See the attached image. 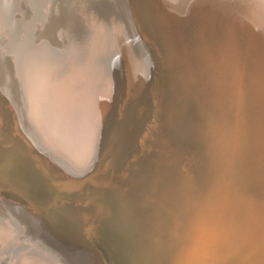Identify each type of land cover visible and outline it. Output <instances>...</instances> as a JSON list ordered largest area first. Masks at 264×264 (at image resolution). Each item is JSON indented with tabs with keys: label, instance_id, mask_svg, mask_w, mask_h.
I'll return each mask as SVG.
<instances>
[{
	"label": "bare ground",
	"instance_id": "6f19581e",
	"mask_svg": "<svg viewBox=\"0 0 264 264\" xmlns=\"http://www.w3.org/2000/svg\"><path fill=\"white\" fill-rule=\"evenodd\" d=\"M147 4L161 20V46L143 31L135 0H0V129L10 136L0 160L31 156L16 185L52 197L38 222L32 198L0 193V264H264V208L250 204L240 181L249 169L246 89L264 106V0ZM172 69L212 158L209 192L169 221L161 210L162 220L144 213L130 244L120 200L137 172L167 169L184 188L195 180L191 150L169 127L180 118L164 98ZM27 135L80 180L45 174Z\"/></svg>",
	"mask_w": 264,
	"mask_h": 264
},
{
	"label": "water",
	"instance_id": "95a60500",
	"mask_svg": "<svg viewBox=\"0 0 264 264\" xmlns=\"http://www.w3.org/2000/svg\"><path fill=\"white\" fill-rule=\"evenodd\" d=\"M149 5L147 4V0H135V7L136 9V15L137 19L139 20L140 25H142L143 31L150 36L154 37L161 46V35L159 29L162 27L161 20L158 19V15L156 14V11L154 7H152V10L149 9ZM166 43H168V37L166 35ZM160 40V41H159ZM166 47V46H165ZM179 68V67H178ZM179 85L181 84V78H179ZM13 83L11 81H7L6 83V89L8 91V97L9 93L14 92V89H11V85ZM170 86V79L168 74V80H167V87L166 89H169ZM165 88V87H164ZM5 92H4V86L0 85V112L1 108L3 107L1 103L5 100ZM166 90H165V97L166 100L169 96H167ZM13 97V96H12ZM171 98V97H170ZM9 101L12 102V105H14V102L10 99ZM166 102V101H165ZM172 103L175 105V101L172 98ZM196 112V111H195ZM174 118L172 119V123H170V131L173 134V136L176 138V140H180L181 138L177 136L175 128L173 125H175ZM19 121L17 120L16 127H18ZM18 129V128H17ZM200 135V134H199ZM10 139V136L7 133L2 132L0 129V141L1 139ZM25 142H27L31 146V152L32 156L34 158V162L38 164V162L42 161L44 164H46L47 171L41 170V175L43 176L44 172L47 174H51L52 177L55 179H59L62 177L59 176H65L63 178H72L74 180H80V177L83 176V174L76 172L77 170L71 166L70 164H65L64 161L60 158V155L55 154L52 150H49L46 146H44L43 142L38 141V144L36 145L31 136H26ZM178 140V142H179ZM0 144L4 146L10 145V142L6 143L5 141L0 142ZM6 144V145H5ZM194 144L196 143L192 142V145H190L191 149V156L194 157L193 154V148ZM24 158H31V156L26 155L24 153L20 154H11L4 160H0V177L4 178V185L7 189L10 190L14 195H22L27 196L28 195H36L37 199H42V192L36 187L32 185V187L28 190H22L20 187L16 185L15 178L22 175L24 171V165H25V159ZM24 160V161H23ZM63 162V163H62ZM40 166V165H39ZM63 167L66 172L58 170L57 167ZM41 167V166H40ZM61 167V168H62ZM150 167H155L152 165L144 166L142 170L136 173L135 180H134V189L129 193L132 194L129 198L126 196L125 200H120V213H121V224L125 228L123 230L126 232V238L127 243L132 244V238L135 235L136 229L140 227L141 225V218L146 214V212L151 213L152 216H154L157 220H162L161 217V210L165 217L168 216L167 220L169 221V217L171 218V212L176 210L180 213L182 211H185L184 208H190V203L194 202L193 199H191V194L195 191L194 189V179L192 176L191 184L184 188L182 185L178 184L176 181V178L172 176L170 173L167 175V183H165L166 188L164 190L159 189V185L161 181H158L156 178L157 176H154L150 173L148 177L145 178L144 181H138L141 178V173H143L146 170H150ZM193 169V167H192ZM194 175V171H193ZM56 176V177H55ZM138 181V182H136ZM8 186V187H7ZM186 187V186H185ZM136 189V190H135ZM0 193H6L3 190H0ZM143 196H146L144 198ZM133 197V198H132ZM74 201L83 202L80 200L73 199ZM132 200V203H131ZM101 204L103 208V212H106L107 204L103 202V200L97 201ZM189 206V207H188ZM80 219L85 220L84 214L80 213ZM155 219V220H156ZM119 231V230H118ZM117 233V232H116ZM122 228L118 232V236H123L122 234ZM117 236V237H118ZM118 243V241H117Z\"/></svg>",
	"mask_w": 264,
	"mask_h": 264
},
{
	"label": "rangeland",
	"instance_id": "374dc122",
	"mask_svg": "<svg viewBox=\"0 0 264 264\" xmlns=\"http://www.w3.org/2000/svg\"><path fill=\"white\" fill-rule=\"evenodd\" d=\"M169 79H170V86L169 89H167L166 94L167 96L174 99L175 107L177 106L176 112L177 113L179 112L180 115L179 120L176 121L174 125L177 136L181 138V141L179 139L178 140L186 147L192 145V142L196 143V145L194 144V147H192L194 149L193 169L195 171L194 182L196 185V189L191 194L190 198L196 201L201 198V202H202V200L206 198L209 192L208 185L210 183L211 176L213 173L212 163H211L212 158L210 157L209 149L205 141L198 133L197 115L196 113L195 115H193L192 107L191 105H189V102L184 101L185 93L182 87H180L179 85L176 69L171 70V72L169 73ZM252 90L253 89L250 90L246 89V95H245V100H246L245 115L247 116V120H248L247 121L248 128L245 139V148H246L245 154L247 159L246 161L244 160V162L247 163V166L251 171L248 169L247 178H243L240 175V181H243L245 183L244 189L246 191L247 196L250 199L251 202L250 204H252L254 207L258 209L259 206H262L264 208V106L261 109L259 101L256 98L258 96L252 95L251 93ZM150 173L153 174L154 176H157L156 178L158 179V181H161L158 187L159 189L164 190V188H166L165 183H167L166 181L169 171L164 168L150 167V170L148 169L143 173H141V178L138 181L140 182L144 181L145 178L150 175ZM4 183H5L4 178L0 177V190L9 192L10 190L5 187L6 185H4ZM88 184L89 183L87 182L86 186L82 185L81 187L78 188L79 194L81 193L84 195L87 193V189L89 190ZM194 196L195 198H193ZM36 197H37L36 195H28V198H32V201L35 205L34 209H35V213L38 215V222H39L40 216L43 217L46 216L43 214V212H45V210H47L48 207L52 204V197L46 194L42 196V199L40 198L37 199ZM35 220H37V218ZM118 232L115 235L116 242L119 241L120 239V235L118 236ZM101 234L106 236L105 238H103L106 243L105 246L108 248L109 253L113 254L115 244L113 239L111 238L112 237L111 232H107L106 230V232L102 231ZM39 235L45 236V234L41 232L39 233ZM49 238H47V241ZM117 245L118 244L116 243V246ZM63 254L60 256V259L63 260L65 263H67L69 259H66L65 257L68 256L64 254L65 255L64 257ZM68 262L70 264L72 263L70 260Z\"/></svg>",
	"mask_w": 264,
	"mask_h": 264
}]
</instances>
